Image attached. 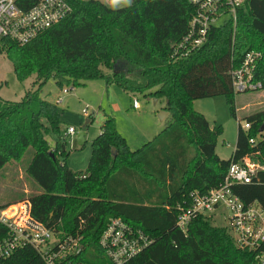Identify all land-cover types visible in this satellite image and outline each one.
Wrapping results in <instances>:
<instances>
[{
	"label": "trees",
	"instance_id": "16d2710c",
	"mask_svg": "<svg viewBox=\"0 0 264 264\" xmlns=\"http://www.w3.org/2000/svg\"><path fill=\"white\" fill-rule=\"evenodd\" d=\"M37 1L16 3L28 10ZM67 1L71 12L29 43L0 39V53L16 78L34 77L36 87L18 101L0 97V171L20 162L29 147L35 150L26 173L41 191L21 200L30 201L33 216L46 226L82 237L83 251L73 255L82 264H113L99 239L114 218L153 240L124 264H261L256 255L264 254V242L257 251L240 249L227 227L214 225L211 218L195 217L186 230L178 228L177 218L192 204L193 192L206 193L221 184L232 160L254 155L264 164V109L247 117V131L238 120L236 148L226 160L216 153L222 126L212 127L193 107L196 99L225 96L236 117L231 71L251 50L262 53L255 78L264 89V0H247L236 27L216 28L206 45L182 59L171 55L194 13L188 0H132L120 8L101 0ZM116 64L119 72L113 71ZM49 79L61 88L105 79L131 95L149 91L148 96L168 100L166 127L132 150L117 130L115 116L106 114L87 169L74 172L57 159L67 155V137L60 133L57 103L40 93ZM51 130L60 134L53 148L46 138ZM233 188L244 202L257 201L264 208V170ZM5 233L0 225V238ZM15 260L26 262L19 254Z\"/></svg>",
	"mask_w": 264,
	"mask_h": 264
},
{
	"label": "built area",
	"instance_id": "2783aa9c",
	"mask_svg": "<svg viewBox=\"0 0 264 264\" xmlns=\"http://www.w3.org/2000/svg\"><path fill=\"white\" fill-rule=\"evenodd\" d=\"M188 1L194 6V13L187 33L173 48L171 56L174 59L186 58L200 50L216 28L228 23L236 27L239 11L247 0ZM71 10L67 0H38L28 10L21 9L16 0H0V39L27 44L42 31L63 20ZM261 58L260 51H248L240 65L231 71L232 87L236 93L262 90V81L255 78ZM133 106L140 107L137 99ZM84 114L87 115L85 110ZM241 127L247 131L251 124L245 121ZM75 134V127L66 128L67 138ZM249 142L255 144L256 140L250 138ZM261 170H264V164L254 155H246L241 161L232 160L218 187L206 193H192V204L178 215V228L186 230L189 222L198 216L212 218L223 205L230 212L227 229L236 246L257 251L264 242V208L257 201L244 202L233 187L250 183ZM0 225L6 230L0 238V264H15L16 254L26 261L24 264H82L73 258V255H80L83 251L82 237L46 226L33 216L27 199L0 207ZM152 241L144 231L114 218L104 228L99 244L113 264H124ZM256 258L264 264L263 253H257Z\"/></svg>",
	"mask_w": 264,
	"mask_h": 264
},
{
	"label": "rangeland",
	"instance_id": "374dc122",
	"mask_svg": "<svg viewBox=\"0 0 264 264\" xmlns=\"http://www.w3.org/2000/svg\"><path fill=\"white\" fill-rule=\"evenodd\" d=\"M101 1L110 6L106 0ZM120 7L125 6L118 5L113 8ZM104 72L105 75L111 74L107 69H104ZM33 81L34 77H30L20 82L9 59L0 53V97L4 100L18 101L27 90L33 88ZM40 93L44 98L57 103L61 114L60 133L65 134L68 126H73L77 130V134L67 138V155H57L59 162L65 161L74 172L87 169L92 153V142L100 134L106 114L112 113L115 116L117 130L132 150L142 148L166 127L165 119L159 118L166 106V99L148 96L149 91L131 95L113 81L107 85L105 79H97L87 81L83 85L61 88L54 79H49L42 86ZM135 99L139 102V109L133 107ZM235 105L236 117L232 115L225 96L193 101V107L205 115L212 127L222 126L223 134L218 139L216 153L226 160L232 157L236 148L238 119L243 124L248 116L264 109V89L236 93ZM84 110L87 115L84 114ZM87 119L90 122L84 130L86 144L81 146L78 143V134L83 130ZM46 138L53 148L60 134L51 130L46 133ZM34 155L35 150L29 147L20 162L12 161L0 171V204L13 203L21 200L25 194L41 191L26 173ZM229 216V210L221 205L211 220L216 226L228 227Z\"/></svg>",
	"mask_w": 264,
	"mask_h": 264
},
{
	"label": "water",
	"instance_id": "95a60500",
	"mask_svg": "<svg viewBox=\"0 0 264 264\" xmlns=\"http://www.w3.org/2000/svg\"><path fill=\"white\" fill-rule=\"evenodd\" d=\"M119 70H120V68L117 66V64L114 65L113 71H114V72H119ZM166 102H168V100H167ZM167 114H168V112H167L166 110H163V111L160 113L159 118H160L161 120H164V119L166 118ZM89 122H90V120L87 119L86 122H85V124H84V126H83V130L78 134V143H79V145H83V144H85V141H86V139H85V135H86V133H85L84 130H85V128L88 126ZM112 153H113V156H116V149H115V148H112ZM49 154H50V156H51L52 158L55 157V155H54L53 152L50 151ZM81 248H82V247H80V249H81Z\"/></svg>",
	"mask_w": 264,
	"mask_h": 264
},
{
	"label": "clouds",
	"instance_id": "9594fccd",
	"mask_svg": "<svg viewBox=\"0 0 264 264\" xmlns=\"http://www.w3.org/2000/svg\"><path fill=\"white\" fill-rule=\"evenodd\" d=\"M106 3H108L112 7L116 6H130L132 3V0H106Z\"/></svg>",
	"mask_w": 264,
	"mask_h": 264
},
{
	"label": "crops",
	"instance_id": "0c3cea01",
	"mask_svg": "<svg viewBox=\"0 0 264 264\" xmlns=\"http://www.w3.org/2000/svg\"><path fill=\"white\" fill-rule=\"evenodd\" d=\"M134 107V106H133ZM135 109H139V108H135ZM7 203H9V202H5V203H3V204H7ZM10 203H12V202H10Z\"/></svg>",
	"mask_w": 264,
	"mask_h": 264
}]
</instances>
